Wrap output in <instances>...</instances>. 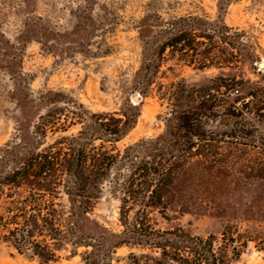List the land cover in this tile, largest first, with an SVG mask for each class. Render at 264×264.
Segmentation results:
<instances>
[{
	"label": "rangeland",
	"instance_id": "374dc122",
	"mask_svg": "<svg viewBox=\"0 0 264 264\" xmlns=\"http://www.w3.org/2000/svg\"><path fill=\"white\" fill-rule=\"evenodd\" d=\"M190 17L243 32L245 52L238 63L200 68L166 51L148 97L141 99L136 85L145 65L146 39L155 25ZM261 62L264 0H0V155L15 142L32 147L34 126L55 94L96 113L118 112L128 101L142 102L135 127L116 144L120 151L164 132L168 92L213 86L220 77L235 90L222 88L228 105L212 125L232 123L225 116L229 103L254 90L264 91ZM242 120L241 128L249 133L247 148L240 144L238 151L236 144H225L216 161L194 160L180 175L168 220L157 217L158 228L181 227L193 236H208L219 235L227 224L237 225L253 241L231 264H264V165L257 160H264V123L258 122L253 108L244 111ZM77 130L72 127L69 133ZM59 135L48 133L47 143ZM254 141L261 149L250 157ZM5 169L0 162V177ZM119 206L106 185L89 215L88 229L120 233ZM85 250L65 244L57 251V264H83ZM140 252L119 247L114 264H128L129 254ZM36 263L10 242L0 243V264Z\"/></svg>",
	"mask_w": 264,
	"mask_h": 264
},
{
	"label": "trees",
	"instance_id": "16d2710c",
	"mask_svg": "<svg viewBox=\"0 0 264 264\" xmlns=\"http://www.w3.org/2000/svg\"><path fill=\"white\" fill-rule=\"evenodd\" d=\"M145 46V65L136 85L141 99L148 97L166 51L205 68L238 63L246 49L243 32L193 17L155 25ZM226 80L220 77L213 86L168 92L164 132L124 151L116 144L135 127L142 102L128 101L118 112L96 113L55 94L34 126L32 147L15 142L1 150L6 169L0 177V243L10 242L36 264H57V251L65 244L86 249L83 264H114L122 246L141 251L130 253L128 264L238 260L253 240L237 225L227 224L219 235L193 236L181 227L161 230L157 220H168L180 175L194 160L216 161L225 144H236L238 151L240 144L247 148L249 133L241 128L244 111L253 108L258 122L264 123V91L258 89L229 103L225 116L232 123L212 125L228 105L222 88L235 90ZM75 126L77 132L70 134ZM48 133L60 135L47 143ZM254 142L249 155L261 149ZM257 160L264 165L263 159ZM106 185L120 201L123 230L96 234L88 229L89 215ZM260 250L264 252V241Z\"/></svg>",
	"mask_w": 264,
	"mask_h": 264
},
{
	"label": "water",
	"instance_id": "95a60500",
	"mask_svg": "<svg viewBox=\"0 0 264 264\" xmlns=\"http://www.w3.org/2000/svg\"><path fill=\"white\" fill-rule=\"evenodd\" d=\"M260 67L264 68V62H261V63H260ZM138 99H139L138 96H135V97H134V100H135V101H138Z\"/></svg>",
	"mask_w": 264,
	"mask_h": 264
}]
</instances>
